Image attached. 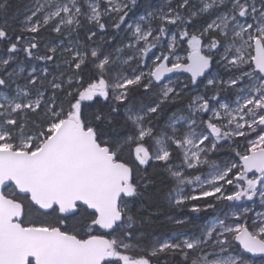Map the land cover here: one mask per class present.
<instances>
[{
  "label": "snow or ice",
  "instance_id": "6c2138e0",
  "mask_svg": "<svg viewBox=\"0 0 264 264\" xmlns=\"http://www.w3.org/2000/svg\"><path fill=\"white\" fill-rule=\"evenodd\" d=\"M11 8L0 264H264V0Z\"/></svg>",
  "mask_w": 264,
  "mask_h": 264
},
{
  "label": "trees",
  "instance_id": "16d2710c",
  "mask_svg": "<svg viewBox=\"0 0 264 264\" xmlns=\"http://www.w3.org/2000/svg\"><path fill=\"white\" fill-rule=\"evenodd\" d=\"M9 3L12 5V8L10 9V12H9V14L11 15V14L16 12L17 8L21 6L23 1H21V0H9ZM20 16H17V22L19 21ZM199 223H200L199 221H195L193 224H190L187 227L191 229V228H194L196 226V224H199ZM170 228H171V225L165 224V225L161 226L159 230L160 231H166Z\"/></svg>",
  "mask_w": 264,
  "mask_h": 264
},
{
  "label": "water",
  "instance_id": "95a60500",
  "mask_svg": "<svg viewBox=\"0 0 264 264\" xmlns=\"http://www.w3.org/2000/svg\"><path fill=\"white\" fill-rule=\"evenodd\" d=\"M248 257L253 258V259H260L259 255H256L253 257V254H248Z\"/></svg>",
  "mask_w": 264,
  "mask_h": 264
},
{
  "label": "rangeland",
  "instance_id": "374dc122",
  "mask_svg": "<svg viewBox=\"0 0 264 264\" xmlns=\"http://www.w3.org/2000/svg\"><path fill=\"white\" fill-rule=\"evenodd\" d=\"M21 1H23L24 2V0H21ZM23 18V16H22V14H21V16H20V19H22ZM19 19V20H20ZM255 261H256V264H260V259H254Z\"/></svg>",
  "mask_w": 264,
  "mask_h": 264
}]
</instances>
